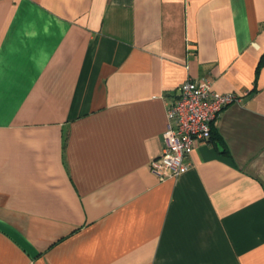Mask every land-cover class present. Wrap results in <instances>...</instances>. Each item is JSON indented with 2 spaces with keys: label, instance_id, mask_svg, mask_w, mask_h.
Returning <instances> with one entry per match:
<instances>
[{
  "label": "crops",
  "instance_id": "crops-1",
  "mask_svg": "<svg viewBox=\"0 0 264 264\" xmlns=\"http://www.w3.org/2000/svg\"><path fill=\"white\" fill-rule=\"evenodd\" d=\"M188 77L240 100L161 180ZM0 264H264V0H0Z\"/></svg>",
  "mask_w": 264,
  "mask_h": 264
},
{
  "label": "built area",
  "instance_id": "built-area-1",
  "mask_svg": "<svg viewBox=\"0 0 264 264\" xmlns=\"http://www.w3.org/2000/svg\"><path fill=\"white\" fill-rule=\"evenodd\" d=\"M239 100L234 92L213 91L208 78L188 77L167 105L163 148L151 157V172L161 180L185 172L190 167L195 143L209 140L216 118L225 107Z\"/></svg>",
  "mask_w": 264,
  "mask_h": 264
}]
</instances>
